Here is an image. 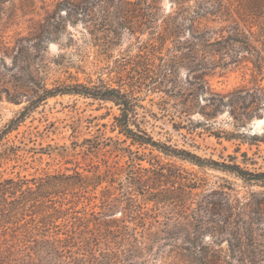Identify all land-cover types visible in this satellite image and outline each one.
I'll use <instances>...</instances> for the list:
<instances>
[{"label":"trees","instance_id":"obj_1","mask_svg":"<svg viewBox=\"0 0 264 264\" xmlns=\"http://www.w3.org/2000/svg\"><path fill=\"white\" fill-rule=\"evenodd\" d=\"M37 1L46 3L45 0H0V3H24L19 10L25 16L26 12L34 10L29 8ZM56 3L54 10L47 12L37 23L34 34L22 36L18 33L13 47L8 46L9 42L0 47V99L5 94L12 103H26L18 116L0 132V142L49 99L79 95L113 102L119 108L115 128L125 139L116 142L114 152L127 160L117 167L120 173L110 177L108 171L89 178L75 170L73 174L59 172L38 179L0 181V225H14L17 242L14 255L17 259L0 255V261L2 259L5 264H13L14 260L17 261L15 264H150L149 257L165 261L167 241L175 242L170 244V252L178 260L219 264L217 257L208 261V253L199 244L208 233L216 240L213 242L216 246L227 244L226 255L232 262L264 264V233L258 232L261 223L253 217L257 212L253 213L246 206H231L227 192L220 196L221 199L215 198L213 192L197 200L194 197L198 194L193 191L201 187L195 183L188 186L181 168L174 164L164 165L155 159L146 160L144 155L131 149L134 146L149 148L169 159L232 174L244 183L264 188V172L243 168L237 157H229L231 160L221 157L222 161L206 159L188 149L155 140L143 127L137 113L143 99L141 94L155 95L159 98L160 109L172 120L173 129L179 133L186 131L185 135L181 134L185 139H188L186 135H193L199 129L221 139L213 124L225 111L236 131L254 119L261 121L264 116L263 87L255 84L221 94L212 90L207 78L218 70L226 71L231 65L239 66L245 62L252 64L255 81L263 76L264 0H171L168 12L163 8L162 0H59ZM78 25L82 26V35L90 36L104 52L116 45L124 33L136 40L138 53L124 58L130 69L118 71L126 75L120 77L117 87L104 83L88 86L58 81L49 87L46 78L41 79L35 74L33 67L44 61L49 43L58 41L62 34L69 35L70 42H75L68 28ZM244 53L248 57H243ZM6 58L12 60L11 66L7 65ZM62 58L59 56L53 64L62 65L59 63ZM182 69L186 71L184 78ZM21 90L26 93H20ZM195 115L200 119H195ZM236 131L225 135V139H239L249 146L264 142V137ZM128 141L127 147L120 146ZM85 142L87 147L81 145L85 153L95 152L101 146L91 144L90 140ZM242 157V163H246L247 153H242ZM105 182L108 186L101 191V209L111 212L123 208L133 223L145 222L150 218V211L137 198L142 196L158 207H167L173 214H182L189 220L187 227L178 232H154L145 228L139 232L136 227L125 225L124 222L129 221L124 218L118 222L123 225L99 222V229L93 231L81 221L82 234L70 229L61 233L59 228H68V224L58 225V220L66 211L63 202L57 206L54 198L68 194L83 197V194L97 191ZM175 184L185 186L188 193L178 198L164 191ZM260 204L264 206V199ZM73 208L75 206L68 210ZM45 209L54 213L44 216ZM82 212L87 220L86 209ZM99 214L107 216L106 213ZM41 215L43 218L37 221ZM28 216L31 224L25 226L21 222ZM90 216L95 217L94 212ZM77 220L80 222L81 219ZM179 240L184 243L179 245L176 242ZM113 241L118 246L116 250L111 248Z\"/></svg>","mask_w":264,"mask_h":264},{"label":"rangeland","instance_id":"obj_2","mask_svg":"<svg viewBox=\"0 0 264 264\" xmlns=\"http://www.w3.org/2000/svg\"><path fill=\"white\" fill-rule=\"evenodd\" d=\"M57 1L59 0H45L46 3L37 1L33 3V8H29L34 10H29L25 16H22L19 10L24 3H0V47H3L7 42H9L8 46L13 47L18 33H21L22 36L34 34L37 23L47 15V12L54 10ZM162 6L168 12L171 8V0H162ZM68 31L74 35L75 42H70L69 35L62 34L58 41L49 43L44 61L33 67L35 74L41 79L46 78L49 87L57 81L67 84L82 83L88 86H100L104 83L111 87H117L120 77L126 75L124 72L119 74L118 71L125 68L126 70L130 69L124 58L135 56L138 53L136 40L128 33H124L116 45L104 52L101 47L96 46L90 36L82 35L81 25H78L77 28L69 26ZM145 38L146 36H143V39ZM59 56H63L62 59H59V63L62 65L55 66L53 62ZM244 56L248 57L246 53L243 54ZM6 62L8 66L12 65L10 58H6ZM181 75L183 78L185 77L186 71L184 69H182ZM207 79L212 90L221 94H227L239 87L250 88L255 84L264 88V70L263 76L255 81L252 76V64L247 62L239 66L231 65L226 71L218 70ZM20 93L26 92L21 90ZM144 95L141 94L143 99L140 102V108L137 110L138 119L155 140L178 148L188 149L206 159L211 158L222 161L221 157L227 160H231L229 157H237L238 163L243 168L252 172H264V142L249 146L241 143L239 139L232 141L225 139V135L235 133L237 130L228 111L220 113L213 124V128L221 134V139L202 129L197 130L193 135H186L188 139H185L181 134L185 135L186 131L179 133L173 129L172 120L157 104L159 98L155 95ZM25 104V102L22 104L12 103L6 99L5 94L2 95L0 99V132L12 119L18 116ZM119 115V108L109 101H99L79 95H64L49 99L32 111L16 130L9 133L0 142V181L11 178L38 179L59 172L73 174L75 170L89 178H92L96 173L103 174L105 171H108L109 177L114 173H120L119 168L124 165L127 158L119 157L117 156L119 154L114 152L116 142H122L125 139L118 134L115 128V118ZM194 118L200 119L198 115H195ZM236 132L239 134L246 133L248 136L256 134L264 137V116L261 121L260 119H254L245 128H241ZM86 140H90L91 144L101 146L94 150L95 152L85 153V148L83 150L81 145L87 147ZM129 144L128 141L120 146L127 147ZM131 149L144 155L146 160L155 159L164 165L174 164L181 168L188 179V186L195 183L198 187H201L193 191V193L198 194V197H194L197 200L213 192L215 198L221 199L220 196L227 192L230 195L231 206L236 205L240 208L246 206L253 213L257 212L253 217L261 223L258 232L264 233V206L260 204L264 199V188L244 183L232 174L211 168H200L178 159H169L157 151H151L149 148L134 146ZM244 152L247 153L246 163H242V153ZM143 165L148 167L146 162H143ZM116 177L119 178L120 176L116 175ZM121 178L123 179V177ZM106 186H108L107 182L103 183L97 191L83 194V197L68 194L66 197L54 198L57 206H59L58 203L63 202V209L66 211L63 213V218L58 220V225L68 224V228H59L61 233H64L67 229L80 233L83 231L84 226L93 231L99 229V222H115L112 225H123V223L118 222L124 220V218L129 221L124 222L125 225L130 228L136 227L139 232L144 228L154 232L159 230L178 232L183 227H187L189 223L188 219L181 216V212H178L180 216L173 214V211L167 209V207H158L154 203L147 202L142 196L137 198L144 204L146 210L150 211V218L145 222L133 223V220L126 217L127 214L123 208L111 212L103 210L101 209V191ZM164 191L178 198H182L188 193L185 186L181 184H175L174 187L169 185ZM74 206L75 208L68 210ZM174 208L177 209L178 207ZM84 209L88 213L87 220H85L82 212ZM74 211H80V213L75 214ZM93 212L95 217L90 216ZM52 213H54L53 210L45 209L43 215L46 216ZM99 213H106L107 216L102 217ZM74 217L81 219L80 222L77 219H72ZM41 218H43L42 215L37 218V221ZM81 221L84 226L82 224L80 226ZM21 223L25 226L27 223L31 224L30 217H26V220ZM14 230L15 226L12 224H5V227L0 225V255L17 259L14 256L17 249ZM179 237H181L180 234ZM214 241L216 240L208 233L200 239L199 244L208 253L206 256L208 261H212L217 257L220 259L219 264H236L226 255L228 251L227 244L222 243V245L216 246L213 243ZM176 242L179 245L184 243L182 240ZM171 243L175 244V242L166 241L167 246L164 249V254L167 257L164 262L159 257H149V263H208L206 261L196 263L194 260L186 262L176 259L174 253L170 252ZM101 247L104 249V245ZM117 247L115 241H113L111 248L116 250ZM16 262L14 260L13 264ZM0 264H5V262L1 259Z\"/></svg>","mask_w":264,"mask_h":264}]
</instances>
